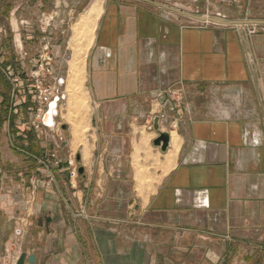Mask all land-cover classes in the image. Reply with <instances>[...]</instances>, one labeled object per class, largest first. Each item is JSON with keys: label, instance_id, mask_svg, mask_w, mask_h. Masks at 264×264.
<instances>
[{"label": "crops", "instance_id": "crops-1", "mask_svg": "<svg viewBox=\"0 0 264 264\" xmlns=\"http://www.w3.org/2000/svg\"><path fill=\"white\" fill-rule=\"evenodd\" d=\"M15 2L0 0L10 28L48 10L46 0ZM91 6L87 148L63 140L55 117L39 122L32 88L30 117L0 120L7 141L14 126L25 145L8 142L25 160L21 178L0 175V209L20 237L15 261L24 252V264H264V0ZM21 99L0 96V107ZM159 131L166 150L154 144ZM70 160L83 168L75 177Z\"/></svg>", "mask_w": 264, "mask_h": 264}, {"label": "rangeland", "instance_id": "rangeland-1", "mask_svg": "<svg viewBox=\"0 0 264 264\" xmlns=\"http://www.w3.org/2000/svg\"><path fill=\"white\" fill-rule=\"evenodd\" d=\"M1 1L8 9L13 1L29 4L38 3L39 0ZM46 1L48 10L39 15L36 25L27 28H17L15 22L10 28L9 21L5 19L7 14L0 12V96L2 102L11 101V98L14 101L22 100L21 97L25 100L21 101L19 106L12 108L9 105L4 108L2 105L0 120L8 115L19 117L21 121L30 117L29 104L32 98L27 88H32V82L29 74L31 70L36 69L43 58L50 57L52 67L64 80L60 88L65 98L60 100L58 114L55 115V119L64 122L66 127L63 140L72 139L74 148L79 145V149L83 146L86 149L91 107L85 90V59L92 41L98 8L90 17L92 6L89 9L88 6L94 0H85L80 7L72 11L70 9L75 0ZM21 12L26 13L23 10ZM54 22L55 24L58 22L59 25L55 26ZM44 23L48 25L45 29ZM8 65L10 68H7ZM15 78L23 82L22 88L25 89L24 92L22 89L21 92L16 89L13 97L11 92L18 82L14 81ZM45 79L47 84H54V77L48 75ZM1 122L3 123V120ZM20 126L23 128L22 125ZM17 130L16 127L11 126L9 142L7 134L5 136L6 126L0 125V175L9 170L13 177L21 178L19 173H23L25 161L23 156L20 152L8 153L12 148L11 145L22 150L25 146L21 135L16 134ZM74 132L77 133L75 139ZM8 142L11 144L9 148ZM16 180L14 178L13 182ZM3 212L4 210L0 209V264H16L15 259L21 249L20 237H17L13 231L15 220L7 219L6 213Z\"/></svg>", "mask_w": 264, "mask_h": 264}, {"label": "built area", "instance_id": "built-area-1", "mask_svg": "<svg viewBox=\"0 0 264 264\" xmlns=\"http://www.w3.org/2000/svg\"><path fill=\"white\" fill-rule=\"evenodd\" d=\"M209 1H218V2H229L230 0H206V2ZM44 29L48 26L47 23H44ZM51 58H43L41 62H39L36 69L31 70L29 76L30 80L32 82V90L34 96V102H35V117L39 120V122H42V118L44 114L46 113L49 104L57 99V106L61 99L65 98V95L62 94L60 86L63 84L64 80L62 77L54 78V84H47L46 83V76L50 75L51 69L48 67V62H50ZM12 76V74L10 73ZM14 81H18L17 78L14 79ZM75 162L73 160L69 161L71 168L70 176L75 177L78 174L77 165L74 164Z\"/></svg>", "mask_w": 264, "mask_h": 264}, {"label": "water", "instance_id": "water-1", "mask_svg": "<svg viewBox=\"0 0 264 264\" xmlns=\"http://www.w3.org/2000/svg\"><path fill=\"white\" fill-rule=\"evenodd\" d=\"M175 11L177 12H180V13H183V14H186L188 16H191L193 18H196L198 20H210V21H214V22H219V23H242V21H226V20H223V19H219V18H213L211 16H208V17H204V16H197V15H193V14H190V13H186V12H183V11H180V10H177V9H174ZM54 103V110L52 112V115H51V104ZM57 99L53 100L49 106H48V109L46 111V113L44 114L43 118H42V123L44 125H47V126H51L53 125L54 123L53 122H50L48 123L47 122V119H51L52 116L53 118L55 117V115L57 114ZM158 118L155 119L154 123H155V128L158 129ZM154 144L159 146L162 150H166L169 146V133L167 131H159L158 132V136L157 138H155L154 140ZM77 158L79 159V156H77ZM78 172L79 173H82L83 172V168L82 167H79L78 169ZM25 257H26V253H21L20 256L18 257L17 261H16V264H24V260H25ZM34 259V255H30L28 256V260L29 262H32Z\"/></svg>", "mask_w": 264, "mask_h": 264}, {"label": "bare ground", "instance_id": "bare-ground-1", "mask_svg": "<svg viewBox=\"0 0 264 264\" xmlns=\"http://www.w3.org/2000/svg\"><path fill=\"white\" fill-rule=\"evenodd\" d=\"M98 4V3H97ZM98 8V7H97ZM88 10V9H87ZM96 11V6H94V7H92V9H91V11L89 12V15H91L90 17H92V15H94V12ZM97 15V14H96ZM86 21V20H85ZM81 27V26H80ZM83 27V26H82ZM76 28V27H75ZM54 108V103L53 104H51V115H52V112H53V109ZM227 113V112H226ZM47 122L48 123H50V122H54V118H53V116H52V118L49 120V119H47ZM75 136V138H76V134L74 135Z\"/></svg>", "mask_w": 264, "mask_h": 264}, {"label": "clouds", "instance_id": "clouds-1", "mask_svg": "<svg viewBox=\"0 0 264 264\" xmlns=\"http://www.w3.org/2000/svg\"><path fill=\"white\" fill-rule=\"evenodd\" d=\"M162 56L164 55V53L161 54Z\"/></svg>", "mask_w": 264, "mask_h": 264}]
</instances>
